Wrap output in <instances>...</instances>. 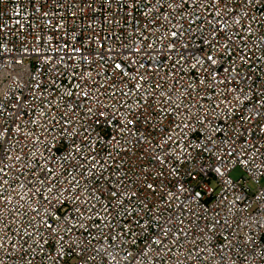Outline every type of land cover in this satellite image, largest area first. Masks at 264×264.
Returning <instances> with one entry per match:
<instances>
[{
	"label": "built area",
	"instance_id": "obj_1",
	"mask_svg": "<svg viewBox=\"0 0 264 264\" xmlns=\"http://www.w3.org/2000/svg\"><path fill=\"white\" fill-rule=\"evenodd\" d=\"M0 264H264V0H0Z\"/></svg>",
	"mask_w": 264,
	"mask_h": 264
},
{
	"label": "rangeland",
	"instance_id": "obj_2",
	"mask_svg": "<svg viewBox=\"0 0 264 264\" xmlns=\"http://www.w3.org/2000/svg\"><path fill=\"white\" fill-rule=\"evenodd\" d=\"M231 175L234 177V178H237L239 176L242 175V171L239 169V168H236L234 169L232 172H231Z\"/></svg>",
	"mask_w": 264,
	"mask_h": 264
}]
</instances>
